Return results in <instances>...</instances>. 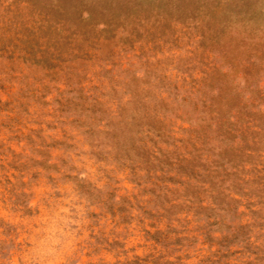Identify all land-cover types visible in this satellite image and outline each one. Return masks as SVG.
Masks as SVG:
<instances>
[{"label": "rangeland", "instance_id": "rangeland-1", "mask_svg": "<svg viewBox=\"0 0 264 264\" xmlns=\"http://www.w3.org/2000/svg\"><path fill=\"white\" fill-rule=\"evenodd\" d=\"M0 264H264V0H0Z\"/></svg>", "mask_w": 264, "mask_h": 264}]
</instances>
